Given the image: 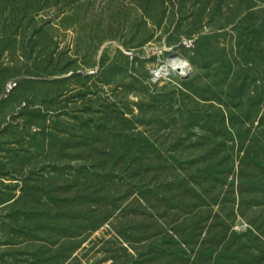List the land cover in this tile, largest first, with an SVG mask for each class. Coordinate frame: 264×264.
Returning a JSON list of instances; mask_svg holds the SVG:
<instances>
[{
    "label": "rangeland",
    "instance_id": "rangeland-1",
    "mask_svg": "<svg viewBox=\"0 0 264 264\" xmlns=\"http://www.w3.org/2000/svg\"><path fill=\"white\" fill-rule=\"evenodd\" d=\"M37 186L110 197L65 264H264V0H0V264L44 259Z\"/></svg>",
    "mask_w": 264,
    "mask_h": 264
},
{
    "label": "trees",
    "instance_id": "trees-1",
    "mask_svg": "<svg viewBox=\"0 0 264 264\" xmlns=\"http://www.w3.org/2000/svg\"><path fill=\"white\" fill-rule=\"evenodd\" d=\"M192 47L195 48V40L193 42ZM192 47H189V48H192ZM141 138H142L141 139L142 143H146L147 146L152 147V143L148 140V138H145V137H141ZM121 139L126 144L136 143L139 140L138 137H136L135 135H131V134H128L127 137H122ZM152 149L155 151L154 153L157 152L155 148H152ZM89 169L91 170V172H93V174L85 176L84 178L90 179V178H94V176L102 177L101 175H99V172L96 171L94 168L89 167ZM122 172H123V176L125 177V179L128 178L129 176L137 177L138 175L141 174V170L137 171L133 169L122 170ZM122 172H120L121 175H122ZM104 177H108V176H104ZM143 177L144 175L141 176L139 181H141ZM169 182H170L169 180H166L164 184L168 185ZM138 184L139 182L134 183V185H137V189L139 192L137 193V196L140 197L139 199L141 202L148 203L146 200L148 191H146L142 186H140V184L139 185ZM37 189L38 190H36V192L32 194L34 196L33 202L35 203L34 205L43 204L44 205L43 208L42 209L32 208L33 210H26V207H24L25 209L24 212L29 214L28 219L31 218L33 219V221H35V227L33 228V235H35V238L33 239L31 238V242L38 243V245H40L41 248H43L44 250L43 260L40 258L39 254H36V256L38 257L37 262L40 261L41 264L42 263L43 264H65L70 259L71 255L75 252V248L74 249L72 248L70 252L68 251V253L65 254L64 248L67 246V244L71 243L72 241L77 239L79 236H81L82 234L81 232L86 231L87 233H89V232L98 230L99 228L104 226V224L109 220V218L113 214H115L113 209L107 208L109 201H106V199L110 197H107L108 193H105V194L103 193L105 189L104 187H102L101 192L99 193L97 191L95 192L91 190H83V191L75 192L74 198L82 197L83 195V198L90 196V199H93V200H89L88 202H85V203L90 204V207H88L87 210L78 209L75 211L74 214L68 212L65 207L66 203L69 201V197L67 196H61L60 198L55 197L53 196L50 190L48 191L45 190L44 186H40V187L37 186ZM39 190L41 192L40 194H39ZM22 191H23V194L21 195V197H19V199L17 198L14 200V205H13L14 208H16V206L19 205L21 202H23L24 205L28 204L29 199H27L26 196H28L27 194L30 192V187L26 185ZM43 193H46L45 194L47 196V198L45 197L46 200L44 198ZM94 195H98L99 197L101 196L103 198L101 199L95 198ZM52 201L59 202V204L57 203V205H60L59 208L55 209L49 206V202H52ZM110 203L114 205L117 203V201L116 199L111 198ZM114 207L115 209H117L120 206L117 207V205H115ZM69 214L72 215L75 221H70L71 224L68 225L65 222V218ZM73 224H75V226H72ZM41 229L48 230L50 232L48 236H45V238L42 236H39L38 233H40ZM60 231H64V232L59 233ZM179 242L184 246L186 245V242H184L182 239H180ZM211 264H216V261L213 260Z\"/></svg>",
    "mask_w": 264,
    "mask_h": 264
},
{
    "label": "built area",
    "instance_id": "built-area-1",
    "mask_svg": "<svg viewBox=\"0 0 264 264\" xmlns=\"http://www.w3.org/2000/svg\"><path fill=\"white\" fill-rule=\"evenodd\" d=\"M192 45V42H190V47ZM190 64L188 61L182 60V59H174L171 62L167 63L166 65L161 66L158 69L153 70L151 74V80L153 82H159L160 80L168 78V75L171 74L170 69L173 70L172 75L178 76L181 79H184L188 75V70ZM16 86V83H10L8 84L7 89L11 91Z\"/></svg>",
    "mask_w": 264,
    "mask_h": 264
}]
</instances>
